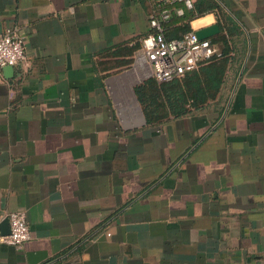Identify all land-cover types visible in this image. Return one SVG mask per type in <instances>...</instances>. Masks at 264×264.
Here are the masks:
<instances>
[{
  "label": "crops",
  "instance_id": "crops-1",
  "mask_svg": "<svg viewBox=\"0 0 264 264\" xmlns=\"http://www.w3.org/2000/svg\"><path fill=\"white\" fill-rule=\"evenodd\" d=\"M214 1L168 31L218 23L213 59L156 83L146 0H0L27 54L0 76V231L32 230L0 264H264V0Z\"/></svg>",
  "mask_w": 264,
  "mask_h": 264
},
{
  "label": "built area",
  "instance_id": "built-area-1",
  "mask_svg": "<svg viewBox=\"0 0 264 264\" xmlns=\"http://www.w3.org/2000/svg\"><path fill=\"white\" fill-rule=\"evenodd\" d=\"M196 0H146L150 9V31L141 40L136 62H141L159 82L183 78L213 59L216 43L212 38L200 39L195 29L181 36H169L176 18H183L195 8ZM27 57L24 37L7 30L0 33V76L6 66H15ZM10 232L0 231V243L20 246L32 237L26 210H14L7 215Z\"/></svg>",
  "mask_w": 264,
  "mask_h": 264
},
{
  "label": "trees",
  "instance_id": "trees-1",
  "mask_svg": "<svg viewBox=\"0 0 264 264\" xmlns=\"http://www.w3.org/2000/svg\"><path fill=\"white\" fill-rule=\"evenodd\" d=\"M217 7H218V4L214 0H197V2L195 4V8L193 10H188L186 12V15L183 18L186 20H192V19H195V18L200 17L202 15H205L211 11L216 10ZM144 36H146V34ZM178 79H181V78H177L176 80H178ZM167 82H173V81H167Z\"/></svg>",
  "mask_w": 264,
  "mask_h": 264
},
{
  "label": "rangeland",
  "instance_id": "rangeland-1",
  "mask_svg": "<svg viewBox=\"0 0 264 264\" xmlns=\"http://www.w3.org/2000/svg\"><path fill=\"white\" fill-rule=\"evenodd\" d=\"M186 77L181 78L179 80H184ZM153 80L157 83L158 81L153 77ZM159 83V82H158ZM160 88H155L154 90V97H152L153 102H151V106L156 110L151 112V114H149L151 117L153 118H159V117H164L165 115H167L168 110L170 109L171 106H173L172 108H175V106L178 103H172V102H162V98H160L159 96H157L155 98V96L157 94H160ZM188 103V102H187ZM171 105V106H170Z\"/></svg>",
  "mask_w": 264,
  "mask_h": 264
},
{
  "label": "water",
  "instance_id": "water-1",
  "mask_svg": "<svg viewBox=\"0 0 264 264\" xmlns=\"http://www.w3.org/2000/svg\"><path fill=\"white\" fill-rule=\"evenodd\" d=\"M221 31V27L218 23H215V24H212V25H209V26H206V27H202L200 29H197L196 30V33L198 35V37L200 39H205V38H209L215 34H218L219 32ZM13 69L14 66H6L4 68V70L6 69ZM3 224H7V233L10 232V223H9V219L7 218L6 221H4Z\"/></svg>",
  "mask_w": 264,
  "mask_h": 264
}]
</instances>
